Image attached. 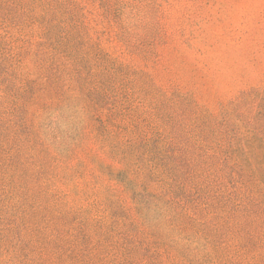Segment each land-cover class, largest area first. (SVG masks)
Returning a JSON list of instances; mask_svg holds the SVG:
<instances>
[{"label":"rangeland","instance_id":"374dc122","mask_svg":"<svg viewBox=\"0 0 264 264\" xmlns=\"http://www.w3.org/2000/svg\"><path fill=\"white\" fill-rule=\"evenodd\" d=\"M0 264H264V0H0Z\"/></svg>","mask_w":264,"mask_h":264}]
</instances>
